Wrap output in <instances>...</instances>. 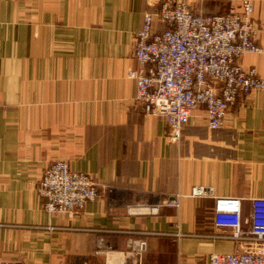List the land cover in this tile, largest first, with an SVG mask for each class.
Here are the masks:
<instances>
[{
	"label": "crops",
	"instance_id": "0c3cea01",
	"mask_svg": "<svg viewBox=\"0 0 264 264\" xmlns=\"http://www.w3.org/2000/svg\"><path fill=\"white\" fill-rule=\"evenodd\" d=\"M146 1L0 0V262L208 264L246 249L220 238L232 231L216 228L212 211L214 198L237 197L248 220L249 199L264 198V91L237 102L218 130L194 110L172 142L165 121L134 102L128 76ZM242 1L186 3L222 15ZM247 1L263 51L240 63L264 80V0ZM56 161L98 187L79 215L48 214L36 192ZM195 186L210 196L189 197ZM176 195L177 210L133 209Z\"/></svg>",
	"mask_w": 264,
	"mask_h": 264
},
{
	"label": "built area",
	"instance_id": "2783aa9c",
	"mask_svg": "<svg viewBox=\"0 0 264 264\" xmlns=\"http://www.w3.org/2000/svg\"><path fill=\"white\" fill-rule=\"evenodd\" d=\"M186 2L146 1L141 28L133 37L137 66L128 73L135 86L134 102L146 115L165 121L172 142L180 139L194 110L202 108L206 127L218 130L237 102L252 92L264 91V80L240 63L244 55L263 51L257 44L259 28L252 3L244 0L222 15H201ZM211 191L195 186L188 196L205 198ZM36 192L44 198L48 214L76 216L97 198L98 187L89 175L71 170L66 161H56L43 171ZM181 198L176 195L156 204L141 203L133 209L158 215L161 208L179 209ZM249 205V219L244 220L242 199L214 198L213 225L232 231L220 238L245 242L246 249L213 253L208 264H264V198H251ZM244 225L249 226L248 231ZM145 250L144 242L135 246L137 254Z\"/></svg>",
	"mask_w": 264,
	"mask_h": 264
}]
</instances>
